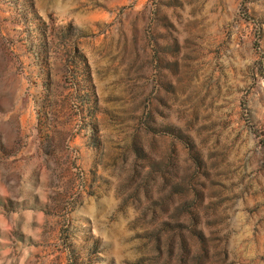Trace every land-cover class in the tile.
I'll return each instance as SVG.
<instances>
[{"label":"rangeland","instance_id":"374dc122","mask_svg":"<svg viewBox=\"0 0 264 264\" xmlns=\"http://www.w3.org/2000/svg\"><path fill=\"white\" fill-rule=\"evenodd\" d=\"M0 264H264V0H0Z\"/></svg>","mask_w":264,"mask_h":264}]
</instances>
